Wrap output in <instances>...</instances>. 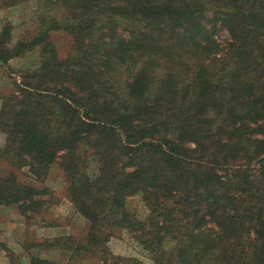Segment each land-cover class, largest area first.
I'll return each instance as SVG.
<instances>
[{"label": "trees", "instance_id": "trees-1", "mask_svg": "<svg viewBox=\"0 0 264 264\" xmlns=\"http://www.w3.org/2000/svg\"><path fill=\"white\" fill-rule=\"evenodd\" d=\"M39 9L50 16L37 14L34 34L13 47L8 27L0 34L1 64L39 52L2 100L1 155L38 181L56 165L87 232L30 248L64 251L65 264H142L110 253L112 232L125 230L152 264H264V0ZM57 31L71 39L64 59L49 40ZM37 194L0 173V207L25 215ZM135 196L144 219L126 207Z\"/></svg>", "mask_w": 264, "mask_h": 264}, {"label": "rangeland", "instance_id": "rangeland-1", "mask_svg": "<svg viewBox=\"0 0 264 264\" xmlns=\"http://www.w3.org/2000/svg\"><path fill=\"white\" fill-rule=\"evenodd\" d=\"M42 3L43 0H0V34L4 28L8 27L9 47H13L21 38L35 33L38 24L37 14L41 19L48 21L47 16H50V13L47 12L48 15H46L39 9ZM55 5H57L56 1L51 2V15L56 13L53 8ZM219 39L226 40V33H220ZM49 40L55 48L56 56L64 59L71 50L70 37L57 31L49 33ZM8 63L6 65L0 63V108L3 98L13 90L14 83H19V76L38 67L39 52L35 50L23 54ZM5 142L6 135L0 132V173L6 175V171L11 170L16 174L19 184L33 187L38 193L34 199L39 202V205L33 206L32 212H27L25 215L22 213L23 216L16 205L0 207V254H4L11 264H27L29 257L25 252L33 253L51 262L65 264L68 254L64 251L49 250L45 247L30 248V245L34 243L53 238L69 237L72 241H78L87 232L85 220L76 213L69 202L62 172L55 165L46 176L40 177L38 181L29 177L27 168L19 170L8 168V164L1 155ZM126 207L140 219H144L147 215L138 196L129 198L126 201ZM23 217L30 223H22ZM4 228H6V233H3ZM19 229L24 231L23 236ZM19 235L22 237L18 238ZM112 235L108 243L112 255L135 258L142 264H152L125 230H114ZM75 261L80 262L81 259ZM88 263L93 264L94 262L88 261Z\"/></svg>", "mask_w": 264, "mask_h": 264}, {"label": "crops", "instance_id": "crops-1", "mask_svg": "<svg viewBox=\"0 0 264 264\" xmlns=\"http://www.w3.org/2000/svg\"><path fill=\"white\" fill-rule=\"evenodd\" d=\"M16 59V58H15ZM12 61V60H10ZM9 64V63H8ZM21 227V226H20ZM22 228V227H21ZM17 230V229H16ZM16 232V231H15ZM19 232H22V236H23V233L24 231H22L21 229H19ZM3 233H6V228H4V232ZM21 235H19L18 238H21L22 237ZM2 237V235H1ZM0 264H11L9 263V261L7 260L6 256L4 254H0ZM27 264H29V261L27 262Z\"/></svg>", "mask_w": 264, "mask_h": 264}]
</instances>
